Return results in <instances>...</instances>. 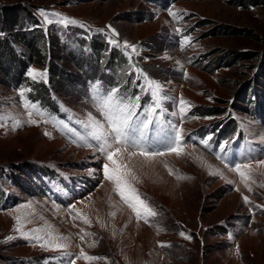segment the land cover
I'll return each mask as SVG.
<instances>
[{
    "label": "rangeland",
    "instance_id": "obj_1",
    "mask_svg": "<svg viewBox=\"0 0 264 264\" xmlns=\"http://www.w3.org/2000/svg\"><path fill=\"white\" fill-rule=\"evenodd\" d=\"M242 1L0 0V6L17 10L23 25L32 24L29 20L33 16L44 21L41 10L61 13L79 22L64 27L40 21L44 32L53 37V43L51 38L49 42L51 61L59 63L58 67L67 73L64 78L36 63L29 68L47 73L46 86L51 89V97L58 100L62 113L57 114L49 95L45 97L38 90L34 94L37 81L43 82L39 78L34 81L28 75L35 82L33 87L24 82L12 85L9 80L17 72L8 75L0 69V117H3L0 172L4 168L1 175L5 195L4 199L0 198V264H60L65 256L57 253L67 249H83L86 254L99 257L85 259L84 264H264V210L259 208L264 207V164L252 166L255 170L252 176H258L245 182L191 142L185 149L180 147L179 155L165 151L162 156L147 157L140 155L138 149L113 143V149L121 148L116 158L124 165L122 170L128 184L125 195L147 200L150 209L157 213L147 220L144 216L138 218L115 190V184L103 179V165L109 161L97 150L98 142L85 127L90 113L103 121L94 99L95 85L99 82L101 92L107 87L95 79L86 80L89 76L83 72L90 68L89 64L83 66L84 70L78 67V62H84L91 54L97 57L86 48L87 36L94 33L93 29L104 34L107 43L110 37L114 38L111 32L114 29L119 38L114 39L119 44L127 41L136 46L133 65L151 73L165 90L176 93L163 106L174 110L180 107L176 99L183 97L188 102L185 112L191 103L219 110L218 114L190 120V126L185 124V133L223 120L226 128L232 129L237 117L256 142L264 143L260 140L264 133V101L257 83L264 80V2L243 5ZM169 10L176 12L178 18L169 15ZM49 19L56 18L49 16ZM2 25L5 29L8 24ZM23 25L9 27L7 31L18 38L17 30L28 29ZM70 35L67 51V44L66 47L63 44ZM185 36L191 37V41L181 47ZM22 42L13 44L29 54ZM233 56L237 57L231 63L222 65ZM99 62L97 72L103 74V63ZM20 90L25 91L23 98ZM260 100L263 101L261 112L254 108ZM26 102L38 104L45 110V116L32 108L26 109ZM29 119L39 123L29 124ZM15 121H20L21 126L13 130ZM45 131L51 135H44ZM60 139L70 147L82 151L95 149L101 155L87 184L74 173L82 170L84 157L61 156V150L55 146L36 152L42 141L52 143ZM87 143L96 148L85 146ZM132 152L137 154L130 157ZM260 160L264 161V152ZM217 170L222 175H210ZM40 173L56 180L62 177L78 180L76 183L83 187V193L67 202L76 204L72 210L68 209L69 204L64 206L49 198L44 192L47 188L44 182L51 195L66 200L59 186L56 192V184L39 178ZM242 195H248L251 202L245 203ZM21 232L42 239L25 238ZM181 232L192 238L186 239ZM49 244L67 247L60 250Z\"/></svg>",
    "mask_w": 264,
    "mask_h": 264
},
{
    "label": "snow or ice",
    "instance_id": "obj_2",
    "mask_svg": "<svg viewBox=\"0 0 264 264\" xmlns=\"http://www.w3.org/2000/svg\"><path fill=\"white\" fill-rule=\"evenodd\" d=\"M41 15L44 16L43 24L45 25L58 23L63 25L64 27H67L69 25H75L79 23L74 18L65 17L63 16V14L57 12L48 13L44 10H41ZM169 15L173 16L174 18H178L177 13L173 12L172 10H169ZM49 16L54 17L56 19H49ZM108 27L110 28V26ZM111 32L114 35H118V33H115L114 29H111ZM190 41L191 37L185 36L181 47L186 46ZM109 43L117 47L120 46L118 41L111 37L109 38ZM124 48H131L133 52L136 51V46L129 45L127 41L124 42ZM129 60L131 61V54H129ZM133 72L140 73V75L144 76L145 82L137 83V88H139L141 91H144L145 95H149L151 97V103L142 107L140 104L141 96L139 94H136L132 97H124L120 95V89L116 87L111 89H105L101 93V86L99 82H97V84L95 85L96 95L94 99L96 100L98 111L103 117V121L95 119V117H93L90 113L88 117V123L85 125V127H88L90 129L89 135L95 141L98 142V144L96 145L97 150L102 155L106 156L107 161H109V163H105L103 165V174L105 179L112 181L115 184V190L120 194L122 199H124L125 202L129 204V206L133 209L138 218H140L141 214L143 213L145 220H147V217H154L157 215V213L150 209L145 204V201L141 200L138 195H125L126 189H128V184L125 179V172L122 170L124 168V165H122L116 158L121 154V148L117 147L113 149V143L123 145L125 148L138 149L139 154L146 157L164 155V151L151 150L145 142L149 140L148 133L150 127L153 125H159L161 123L160 117L163 116L165 113L163 105L164 102L169 99V97L166 94L165 89L159 82L148 78L142 70L136 68L134 65ZM28 75L34 81L37 80V78H39L43 82L47 81L46 72H37L34 69H30ZM185 77L187 78V73H185ZM137 79H139V76L137 77ZM28 91H30V89ZM19 95L23 98L25 96V91L20 90ZM187 103L188 102L185 101L183 97L179 99V111L181 114L185 113L184 106ZM24 107L26 109L32 108L40 116H45V110H42L40 106L36 103L26 102L24 104ZM157 113H159V115H157ZM29 115L31 116L32 113H29ZM141 115L143 116V119H140ZM172 115H175V113H172ZM0 119H3V117H0ZM27 123L37 124L39 123V121L29 119ZM105 123L107 124V127H105ZM20 126L21 122L15 121L13 125V130H15L16 127ZM171 131L172 137L170 142L164 146L165 151L168 153L175 152L177 155H179L180 145L183 142L182 129L176 125H171ZM44 135L50 136L51 134L45 131ZM211 140L212 136H208L206 139H202L200 143L207 149ZM85 146L93 147L91 143H87ZM228 146V141H225L218 145L220 153L217 154V159L224 162L226 168H229V164L225 162L226 157L223 155V153L226 152ZM136 154V152H132L129 153V156L131 157ZM259 163L264 164V161H260ZM244 167L251 168L250 165H244ZM229 170L238 172L239 175L244 178L246 182L247 176L246 173L241 170L240 164H235V166L230 167ZM210 175H222V173L217 170L214 172H210ZM229 183H232V181H229ZM249 190L251 191V188H249ZM130 191L132 193L135 192L134 189H131ZM242 199L245 203H250L249 198L247 196H243ZM16 220L19 221L20 217H16ZM32 231L39 232L40 230L33 229ZM158 231H163V229H158ZM21 235L25 236V238H31L37 241L42 239V237L38 235L29 237L28 234H25L23 232H21ZM48 235L49 237H51V233H49ZM85 235H87V233H85ZM180 235L185 236V233L181 232ZM13 238L14 237H7L6 239L10 240ZM185 238L190 240L192 237L189 235L185 236ZM229 238L231 239V234ZM80 239L83 240L84 236H81ZM45 243H48V241H46ZM49 246L53 247L54 249L60 250H63L67 247V245L64 244H49ZM161 246L167 247L168 245L161 244ZM41 247H44V244H41ZM238 251L239 248L237 246V252ZM81 257L86 260L99 259V257L90 256L86 254L83 249H81L79 255L72 259L69 264H76V259H79Z\"/></svg>",
    "mask_w": 264,
    "mask_h": 264
},
{
    "label": "trees",
    "instance_id": "obj_3",
    "mask_svg": "<svg viewBox=\"0 0 264 264\" xmlns=\"http://www.w3.org/2000/svg\"><path fill=\"white\" fill-rule=\"evenodd\" d=\"M241 1V0H240ZM250 3L251 5H256V4H261L264 2V0H243L240 2L243 5H247V3ZM6 22L8 25L5 26V29L3 28L4 26L2 23ZM32 24L26 23L27 25H35L38 23V18L36 16H33L31 20H29ZM23 21L20 20L19 14L15 8H10V7H4L0 6V69L4 70L8 75L13 74V71L17 72V78L18 80L22 78L24 71L26 70V64L31 62L36 63L40 66H45L46 61L48 60L50 56V38L53 43V37H47L43 30L40 28L34 27V28H29V29H21L17 30V32H20V36L17 38L13 35V33L9 34L8 29L9 27L14 28H22ZM25 27V24L23 25V28ZM8 28V29H7ZM4 29V30H3ZM31 29V30H30ZM7 31V33H6ZM236 31V30H235ZM238 31V30H237ZM20 38V39H19ZM23 41L22 44L26 47L27 51L29 54H27L26 51L22 52V50L17 47L15 49V46L13 44L17 43L19 40ZM64 47H66V44H63ZM69 45L67 44L66 50L69 51ZM104 45V41L102 39H95L93 41V46L95 49V54H97V57H94L93 54L91 56H88L86 59H84V62L87 61V63L84 62H78V67H82L81 69L84 70L83 66H86V64H89L90 66L89 69H85L86 75H88V70H92L94 72H97L100 68V62H99V56L102 50V47ZM30 53L33 56L30 55ZM237 55H240L239 53H236ZM85 57L86 54L84 53ZM244 55V54H243ZM250 55V54H248ZM102 56V55H101ZM237 56L229 57L227 60L222 62V65L225 63H231L234 58ZM114 61V60H113ZM58 64L54 63L53 61H50V71L53 74L59 75V77L64 78L66 74H64V70L58 67ZM82 64V65H80ZM71 80H74L72 78ZM259 84V95L264 101V80L258 81ZM41 93L45 95V97H48L47 90L45 88L41 89ZM261 103L260 105L262 106L263 101L260 100ZM204 112H211L218 114L220 113L219 110H214L212 107L211 108H205L203 110Z\"/></svg>",
    "mask_w": 264,
    "mask_h": 264
},
{
    "label": "bare ground",
    "instance_id": "obj_4",
    "mask_svg": "<svg viewBox=\"0 0 264 264\" xmlns=\"http://www.w3.org/2000/svg\"><path fill=\"white\" fill-rule=\"evenodd\" d=\"M191 123L192 122H189V126H190ZM251 129H255V128L252 127ZM260 140H264V133L261 135V139ZM53 146H55L59 150H61V152H62L61 156H69V157L76 158V159H80V158L84 157L85 161L81 162L82 163V165H81V169L82 170H78V171H76L74 173H76L77 176L82 178V180H83L82 183H84V184L86 183L87 184L89 182V180H90V174L94 170H96L98 163L101 161L102 157L98 153V151L95 150V149H89L87 151H82L81 149L78 150L77 148L68 146L65 141L60 139V141H58V142L54 141L52 143H49V141H47V140L42 141L39 144V146H37L36 152L37 153H42L46 149H48L49 147H53ZM91 179L93 181V178H91ZM54 190L57 192L58 185L54 186ZM61 194H62V192H61ZM58 195L60 196V194H58ZM55 197H57V196H55ZM60 197H62V196H60ZM65 198L67 200H69L68 199V195L67 196L65 195Z\"/></svg>",
    "mask_w": 264,
    "mask_h": 264
},
{
    "label": "crops",
    "instance_id": "obj_5",
    "mask_svg": "<svg viewBox=\"0 0 264 264\" xmlns=\"http://www.w3.org/2000/svg\"><path fill=\"white\" fill-rule=\"evenodd\" d=\"M205 108H211V106H206V107H196L195 105H193V103L190 104L189 106V112H188V115L185 119V124L187 123L189 125V121L192 120V119H199L200 117H205L207 116L208 114H215V113H211V112H204L203 110ZM214 109V108H213ZM215 110V109H214ZM183 123V122H182ZM210 124H207L205 125L202 129H200V131H203V132H206L207 131V126H209ZM217 123H214V126H216ZM224 129V128H223ZM244 129V127H243ZM244 131H246L244 129ZM239 132V130H237L236 126H233V128L231 129L230 133H232L233 135L237 134ZM253 136V135H252ZM251 140L253 143L257 144L259 143V146L260 145H264V143H261L260 141H255V139L253 137H251ZM260 155H262L261 152H256L254 153L253 156H251L250 158H248L246 161L242 162V166H241V170L244 171L246 173V176H247V180H251L253 178H257L258 175H256L255 177L252 176V174L254 173V168H252V166H257V163H259L260 161H258ZM255 162V163H254ZM254 164V165H253ZM244 165H250L251 168H245ZM236 174L239 175V173L237 172ZM239 178H241L242 180L244 178H242L240 175H239ZM245 180V179H244ZM82 194V193H81ZM243 196H247L249 197L248 195H242ZM250 198V197H249ZM251 199V198H250ZM252 200V199H251ZM87 211V209H85ZM138 224V223H137ZM150 227H152L151 224H148ZM68 251H76L74 249H67ZM80 264H84V262L80 261L79 262Z\"/></svg>",
    "mask_w": 264,
    "mask_h": 264
}]
</instances>
